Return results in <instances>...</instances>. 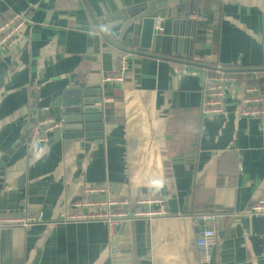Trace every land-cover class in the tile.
I'll list each match as a JSON object with an SVG mask.
<instances>
[{"label": "crops", "instance_id": "1", "mask_svg": "<svg viewBox=\"0 0 264 264\" xmlns=\"http://www.w3.org/2000/svg\"><path fill=\"white\" fill-rule=\"evenodd\" d=\"M138 1L0 0V23L13 15L44 22L25 28L16 49L0 55V264H201L196 240L205 226L217 231L211 264H264V214L252 211L264 194V118L242 114V88L228 95L223 112L205 114L208 68L183 63L200 56L228 69L263 68L264 0H195L193 8L179 0L175 18L182 12L194 22L190 57L172 51L174 18L162 20L154 56L101 38L95 21L104 29L106 18ZM123 55L124 82L106 81ZM77 74L100 91L92 99L102 139L57 134L29 150V125L63 120L62 92ZM92 188L158 199L143 208L165 207L170 216L116 228L68 220L79 211L74 202L106 198ZM208 212L216 221L196 219ZM27 217L38 221L23 224Z\"/></svg>", "mask_w": 264, "mask_h": 264}, {"label": "built area", "instance_id": "2", "mask_svg": "<svg viewBox=\"0 0 264 264\" xmlns=\"http://www.w3.org/2000/svg\"><path fill=\"white\" fill-rule=\"evenodd\" d=\"M43 20L36 17L13 15L0 23V55L14 51L19 44L21 34L28 26L43 25ZM157 30H162L161 21L156 23ZM195 62L204 63L200 56L194 57ZM128 57L123 55L119 60L117 72L106 78L108 82L122 84L125 74L128 70ZM221 67V66H218ZM254 77L252 79L255 80ZM243 81V82H242ZM249 79L239 78L235 75L226 74L220 69L207 78V84L204 89L205 98L202 105V111L205 114L212 115L224 111L223 106L229 94H235L238 89H243L241 105L242 114L247 117L264 118V88L258 84H249ZM243 83V86H242ZM64 122L56 117H45L35 119L29 125L26 147L32 150L38 145L49 143L55 135L63 134ZM88 192L106 195L105 199L78 200L72 204L78 212L67 216L68 220H103L111 228H116L124 221H132L140 218H158L170 216L168 208L144 209L146 203L160 202L154 198L131 199L120 194H107L105 188H92ZM85 209V210H84ZM252 211L258 214H264V194L254 203ZM196 219L202 221H216L217 213H200ZM38 218H23V224L37 222ZM1 222V221H0ZM196 244L200 254L201 264H211L214 248L217 244V231L214 227L205 226L197 237Z\"/></svg>", "mask_w": 264, "mask_h": 264}, {"label": "water", "instance_id": "3", "mask_svg": "<svg viewBox=\"0 0 264 264\" xmlns=\"http://www.w3.org/2000/svg\"><path fill=\"white\" fill-rule=\"evenodd\" d=\"M179 0H139L132 6L122 10L113 19H107V25L101 29L95 21V25L100 32L101 38L112 44L119 50L130 54L153 55V45L155 38L163 36L162 30H157L156 23L161 19H173V52L183 53L188 56L193 55L194 42V22L174 16V9L181 8ZM195 0H190V7L193 8ZM177 3V4H176ZM193 12V9L191 13ZM191 25V30L189 27ZM97 42L100 37L92 36ZM189 48L187 51V44ZM162 58L170 59L162 56ZM183 63L204 66L206 68L220 69L223 72H235L241 69H228L215 66H209L203 63L184 60ZM247 70V69H244ZM254 71H264V68L252 69ZM85 74H77L68 77V85L62 92L63 107L65 115L63 116L64 132L59 134L60 138L67 140H82L84 138L102 139L103 123L102 114L94 111L98 103L92 97L99 95L100 91L87 89ZM2 163L0 164V166Z\"/></svg>", "mask_w": 264, "mask_h": 264}, {"label": "trees", "instance_id": "4", "mask_svg": "<svg viewBox=\"0 0 264 264\" xmlns=\"http://www.w3.org/2000/svg\"><path fill=\"white\" fill-rule=\"evenodd\" d=\"M12 17V16H9V18ZM8 19V18H7ZM6 19V20H7ZM211 24L210 23H207V26L209 27ZM203 38L201 36V34H198L196 36V41H201ZM205 64L209 65V66H215L217 67L218 65L216 63L213 64V62H208L206 60L203 61ZM262 67H257V68H245L247 70H244V69H241V70H238V71H235V72H225L226 74H230V75H235L239 78H247L249 79V84H258L260 87L264 88V71H254L252 69H260ZM264 68V67H263ZM216 73V69H213V68H208L206 69V80H205V85L204 87H206V84H207V78ZM256 78L255 80L252 81L253 78ZM113 97V91L112 90H109L106 94V98L109 99ZM112 106L110 104L109 101L106 102V109L109 111L111 110Z\"/></svg>", "mask_w": 264, "mask_h": 264}]
</instances>
